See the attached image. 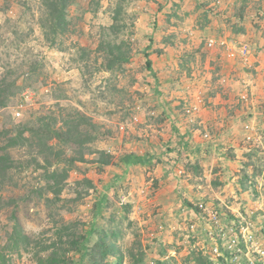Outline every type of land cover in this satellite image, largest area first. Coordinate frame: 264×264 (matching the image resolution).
<instances>
[{"label":"rangeland","instance_id":"1","mask_svg":"<svg viewBox=\"0 0 264 264\" xmlns=\"http://www.w3.org/2000/svg\"><path fill=\"white\" fill-rule=\"evenodd\" d=\"M252 1L229 16L220 0H0V264H208L201 201L223 225L253 214L264 244V128L241 133L233 192L223 158L238 153L203 147L224 142L205 48L242 31Z\"/></svg>","mask_w":264,"mask_h":264},{"label":"crops","instance_id":"2","mask_svg":"<svg viewBox=\"0 0 264 264\" xmlns=\"http://www.w3.org/2000/svg\"><path fill=\"white\" fill-rule=\"evenodd\" d=\"M253 1L252 4H254ZM220 2L222 3L220 8L222 13L228 11L227 13L230 16L238 0H220ZM260 7V10L247 11L243 15V19L232 17L233 20L243 22L244 28L239 32L229 31L226 33L229 37L226 40L235 46H240L243 41H248L246 44L250 47L252 55L247 61H241L240 58L232 60L218 47L205 48L207 79L212 74H217V72H220L223 79H225L223 97L220 100L223 103L220 111L221 117L217 123L218 128H215L218 129L224 142L218 140V143L215 144V142L209 143L207 141L203 147H207L209 150L216 149V152L220 145L226 144L232 153H238L235 158H223L226 168L225 176L221 181L224 182V188L232 192L235 189L233 183L236 182L239 176L241 177L237 166H242L241 161L243 160L241 158L244 157L241 155L244 153V148H247L245 145L247 142L244 140L243 135L264 128V48H258V41L256 40L262 33V29H264V0H261ZM248 92H250L249 101L244 103L241 101V96ZM216 115L214 113L213 117ZM242 120L245 121L244 125ZM236 195L235 191L233 196L238 198V195ZM228 202L229 204L226 207L232 211H240L239 209L244 204L243 201L237 202L231 199ZM243 207L248 208L245 204Z\"/></svg>","mask_w":264,"mask_h":264},{"label":"built area","instance_id":"3","mask_svg":"<svg viewBox=\"0 0 264 264\" xmlns=\"http://www.w3.org/2000/svg\"><path fill=\"white\" fill-rule=\"evenodd\" d=\"M207 47L220 48L232 60L247 61L252 55L247 44L235 46L228 40L210 39ZM241 99L248 101V95L243 94ZM195 215L207 231L208 264H264V244L256 236L253 214L238 213L228 227L221 224L220 214L212 203L201 201L196 205ZM191 228L196 231L197 225L192 224Z\"/></svg>","mask_w":264,"mask_h":264},{"label":"trees","instance_id":"4","mask_svg":"<svg viewBox=\"0 0 264 264\" xmlns=\"http://www.w3.org/2000/svg\"><path fill=\"white\" fill-rule=\"evenodd\" d=\"M66 6V4L64 5ZM147 64V67L149 68L150 71H152V61L150 59L147 60L146 62ZM2 106H5V104H2ZM74 128V127H73ZM76 129V128H75ZM22 134V133H21ZM69 134L71 135V132H69ZM72 143V142H71ZM32 146H36L41 148L42 144L40 143V140H38V143L37 145H32ZM148 159H146L145 157H142V156H137V155H134V154H128V155H125L123 158H122V163L126 166V167H130V166H136V165H144L146 163H148ZM104 164L106 165H110L111 162L107 159L103 162ZM4 169H7L9 170V167H5L4 166ZM55 175V174H54ZM53 175V176H54ZM94 226V225H93ZM91 227V229L87 232V234H79L77 239L74 241L73 245L69 246L70 249L67 251L66 255H67V259H69V254L72 252V251H78L79 253L82 252V255L84 256L88 250L87 248V241L89 239V237L91 236V234L94 232V227ZM25 240H29L27 237H24ZM65 255V257H66ZM2 261V256H1V253H0V263ZM82 264V262H81Z\"/></svg>","mask_w":264,"mask_h":264}]
</instances>
